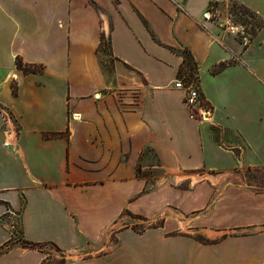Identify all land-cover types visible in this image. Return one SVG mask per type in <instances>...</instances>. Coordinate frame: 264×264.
Here are the masks:
<instances>
[{
    "label": "crops",
    "instance_id": "1",
    "mask_svg": "<svg viewBox=\"0 0 264 264\" xmlns=\"http://www.w3.org/2000/svg\"><path fill=\"white\" fill-rule=\"evenodd\" d=\"M230 3L262 20L249 39ZM172 48L197 63L207 120ZM247 171H264V0H0V264H46L35 245L60 264H264Z\"/></svg>",
    "mask_w": 264,
    "mask_h": 264
},
{
    "label": "rangeland",
    "instance_id": "2",
    "mask_svg": "<svg viewBox=\"0 0 264 264\" xmlns=\"http://www.w3.org/2000/svg\"><path fill=\"white\" fill-rule=\"evenodd\" d=\"M238 4L236 3H230L228 8H227V14L229 18L235 23L240 25L244 31H245V38L249 39L250 36L252 35L253 32H256L258 30V27L261 25V21L258 18L252 19L251 17L247 15H241L239 13V8H237ZM238 13V14H235ZM101 55H99V58L102 59V65H104V68L106 71H110L111 63L107 60L109 56V49H108V43L107 40L104 43V48L100 50ZM110 60V59H109ZM107 61V63H105ZM231 135L228 133L225 135V139H229ZM218 137V136H216ZM232 137V136H231ZM230 140V139H229ZM247 181L256 186L257 188H264V171H247ZM142 220V219H140ZM155 223H159L158 221L156 222H143V221H136L134 227L138 230H142L146 227H149L151 225H154ZM19 233V227L16 226L15 230L13 231L14 234V239H17ZM22 246L26 245L24 242H20ZM37 249H42L43 252L46 254L50 255L47 257V262L46 264H60L63 263L66 258H68V255L66 253H63L59 250H57L54 247L50 246H39L35 245L32 246ZM69 256H82V255H77V253L70 254Z\"/></svg>",
    "mask_w": 264,
    "mask_h": 264
},
{
    "label": "built area",
    "instance_id": "3",
    "mask_svg": "<svg viewBox=\"0 0 264 264\" xmlns=\"http://www.w3.org/2000/svg\"><path fill=\"white\" fill-rule=\"evenodd\" d=\"M217 16L218 12L216 10L215 4H210L205 13V19L215 20ZM227 30L238 38H245V31L238 24H235L233 22L228 24ZM174 86L175 88L181 89L185 92L184 104H186L189 108H194L195 110H197L198 115L202 120H207L210 117L212 110L204 103L195 80L188 82L185 81L184 77H180L174 82ZM189 118L193 119V115H190ZM4 122H10V117L6 113H4ZM1 219L2 223L12 233L17 226L18 216L14 212L6 210Z\"/></svg>",
    "mask_w": 264,
    "mask_h": 264
},
{
    "label": "trees",
    "instance_id": "4",
    "mask_svg": "<svg viewBox=\"0 0 264 264\" xmlns=\"http://www.w3.org/2000/svg\"><path fill=\"white\" fill-rule=\"evenodd\" d=\"M237 8H239V10H240L239 13L241 15H247V16L251 17L252 19L258 18L253 12H251L249 9L245 8L242 5L238 6ZM235 14H238V13L235 12ZM260 21L262 22V20H260ZM262 24L263 23H261V25L258 27V29L262 26ZM254 34H255V32H253L251 36H253ZM103 46H104L103 41H101L98 51L102 50ZM171 50L173 52H175L176 54L181 55L183 58V66H182V69H180V71H179V78L184 76L185 81H188V82L194 81L196 79L195 75H196V71H197V63L193 60L190 52L186 48H184V49L172 48ZM15 64H16V67L18 69L22 70V72L25 74L35 73V72L42 70L41 66L25 64L22 62V60L20 58H16ZM224 67H226L225 64H220L218 67H216L213 70V72L216 73V72L222 70ZM183 70L185 72L184 74L182 73Z\"/></svg>",
    "mask_w": 264,
    "mask_h": 264
}]
</instances>
